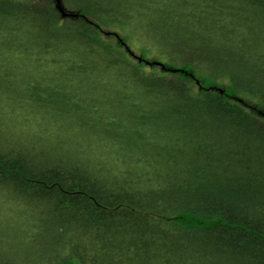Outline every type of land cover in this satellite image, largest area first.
I'll list each match as a JSON object with an SVG mask.
<instances>
[{
    "label": "trees",
    "instance_id": "trees-1",
    "mask_svg": "<svg viewBox=\"0 0 264 264\" xmlns=\"http://www.w3.org/2000/svg\"><path fill=\"white\" fill-rule=\"evenodd\" d=\"M70 31L85 42L73 66L97 53V78L82 101L60 95L75 129L37 138L17 112L33 99L45 112L50 87L27 93L38 77L9 62L43 64ZM197 74L264 103V0H0V126L18 131L0 129V205L18 218L10 235L45 230L0 249V264H264V118ZM100 132L104 148L84 146Z\"/></svg>",
    "mask_w": 264,
    "mask_h": 264
},
{
    "label": "bare ground",
    "instance_id": "bare-ground-1",
    "mask_svg": "<svg viewBox=\"0 0 264 264\" xmlns=\"http://www.w3.org/2000/svg\"><path fill=\"white\" fill-rule=\"evenodd\" d=\"M187 12L189 13L188 9H186ZM83 37L80 36V34H73V31L68 32V36L66 40H63V44H61V46L58 48V42H55V44L52 43H47L45 45V48L43 49V57L42 59H44L46 64L51 65V69H54L56 76H61L63 75V77L66 79L67 83L65 86V89L63 90L61 88L58 89L57 85H53L52 86V90H51V95L53 98L51 100H49L45 106H46V111L45 113L49 114L51 118H56L59 115H64L66 114L67 118H68V114L69 113H73V97L77 100V101H82L87 95V98L91 95V91L93 90L92 88H90L92 86V84H94L95 81V65L98 62V57H97V53H93L91 54H85L87 51L82 52L81 56H85L84 61H82L81 66L79 67H75L73 66V54L76 53L75 50L82 48H85V42L82 40ZM59 50H58V49ZM75 49V50H74ZM14 54V53H13ZM15 56V55H14ZM15 59H20L17 56L14 57ZM23 59V58H21ZM31 58L28 57L23 61H10L9 62V66L14 69V71H16L18 73V77L19 79H23L21 78L22 75L24 74H31L33 72V67L34 65L31 62ZM56 60V62H55ZM35 64V63H34ZM28 71H27V70ZM35 69H36V65H35ZM62 77V76H61ZM67 77L70 81L67 80ZM35 78V77H34ZM22 80V81H23ZM36 83L33 81L31 82L30 80H26L25 82V87L27 89V93L29 94H36L34 92H38L40 93V90L43 88L44 86V81H40L39 79H35ZM73 80L74 83L77 87L81 88V90L78 93H74L73 90H69V87H72L73 85ZM34 83L36 84L35 87L39 86L37 89L35 88V90H31V86L34 85ZM110 83V82H108ZM9 88V92L13 93L15 92V85L11 82V83H7L6 84ZM7 88V89H8ZM6 90V86L4 88ZM60 90V91H59ZM86 91L88 93H86ZM67 92V97L70 96L72 99H63L61 98V94ZM42 94V93H41ZM41 94H36L35 96H40ZM74 94V96H73ZM57 97V98H56ZM28 102V101H27ZM28 107L27 111H23L20 110L17 112V115L20 116L21 118L24 119L26 125H27V130L28 132L30 131L31 133H34L37 138H42L46 135H55L58 130H57V125L56 126H50L47 123H45V116L43 118V120H41L40 116L42 114H44V112H41L40 110H37L36 107L40 108L41 104L38 103V101H36L35 99L31 100V104L26 103ZM25 104V105H26ZM43 106V105H42ZM12 118H7V119H3L4 123L6 125H8L9 121ZM16 124L18 125L20 123L19 120L13 119ZM68 120V119H67ZM92 120L84 123L85 125H89V123ZM83 124V125H84ZM72 127V125H70ZM1 131L5 132L8 137L11 140H14V135L12 134L13 132L7 128H5L4 126H0ZM64 132V130H62L59 127V133ZM102 132L95 134V136L93 137H89L83 144L84 146H90L91 148H104L105 147V138L103 135H101ZM70 134H68L66 132V136H69ZM94 135V134H93ZM1 139H5V136L1 135ZM33 139V138H32ZM29 142V141H28ZM27 140L23 139L22 144L25 145H21L23 147H26V145L28 144ZM35 143H38L37 141ZM40 143V142H39ZM58 154V151L56 152ZM69 161L73 162L72 158H68ZM108 173L106 172V176L103 179H106L110 182L112 181H116L118 178V173L113 172V170H111L110 168H108ZM119 180V178H118ZM139 187V186H138ZM145 190H149L147 188L144 189ZM7 199H4L2 202L6 203V204H10L9 201H6ZM12 218H14L15 216H10ZM45 231V230H44ZM44 231L41 228H35L34 230L32 229L30 231V233H25V232H20L16 234V237H12L9 236V232L6 229H0V249L3 250H7L8 248L12 247L13 243H17V244H22V245H27L28 242L30 241V239L32 238V234H37V236H39L38 234L42 235L44 233ZM35 236V237H37ZM43 243V242H41ZM38 247L43 248L42 245H39Z\"/></svg>",
    "mask_w": 264,
    "mask_h": 264
},
{
    "label": "rangeland",
    "instance_id": "rangeland-1",
    "mask_svg": "<svg viewBox=\"0 0 264 264\" xmlns=\"http://www.w3.org/2000/svg\"><path fill=\"white\" fill-rule=\"evenodd\" d=\"M111 32L112 31H107V35L104 34V37L107 39L109 38V40H111V42L115 43L117 41V39L114 36H112ZM138 47L139 46L137 44L133 43L132 41H128L124 45V50H125V52H127V50H130L135 55L139 56L142 59H145L147 61V63H145V64L143 63V64L146 66L145 67L146 70H152L153 69L155 71H160L161 70L160 66L149 65L148 63L155 62V63H163L164 64V63H166V59L164 57L156 56V55L149 53V52H142ZM50 67H51V65L49 66L46 63H43L41 65H37L36 69H35V65L33 67L32 75L34 77H38V79L40 81L45 82L44 86H43L45 88V90H48L49 87L52 89V86L55 85V82L57 80H61L63 78L61 76H56L54 69H51ZM161 72L164 73V72H168V71H161ZM197 78H198V81L200 82V84H202L200 86L225 89L227 91V95L230 97L231 100L236 99V100L241 101L242 103H245V105H246L245 107L249 112L259 116L260 118H264V114H262L264 112V103L259 101L256 98L250 96L249 94H247L245 92H241L237 89L235 90V87L232 84H230V82L227 79H207V78H205V75H203V74H197ZM101 82L103 84L105 82L104 79ZM50 88L48 91L51 92ZM69 90H73V85H72V87H69ZM68 115H69L68 118H67L66 114L61 115L60 119H59L58 117L51 118L49 114L44 112V114H42L40 116V118H41V120H43V118L45 116V123H47L50 126H56L57 125L56 128L59 132V127L62 130L70 128V127H64L68 124L72 125V128L75 129L76 123L74 121L76 119V115L73 113H69ZM78 116L83 117L82 114H79ZM81 117H79V118H81ZM88 119L92 120L91 117H89ZM18 128L20 129V127H18ZM11 131H15V130H11ZM16 132H18V131L16 130L14 133L16 134ZM74 133L72 132V134H74ZM59 135H60V133H59ZM55 136L56 135H54V137ZM50 157H52V156H50ZM11 208H12L11 204L8 207H7L6 203L4 204V207L0 205V229H6L9 232V234H11L12 228L16 232V224L18 223L17 217H14V218L10 217V216H14V215L16 216V214L11 210ZM9 236L14 237V235H9Z\"/></svg>",
    "mask_w": 264,
    "mask_h": 264
},
{
    "label": "water",
    "instance_id": "water-1",
    "mask_svg": "<svg viewBox=\"0 0 264 264\" xmlns=\"http://www.w3.org/2000/svg\"><path fill=\"white\" fill-rule=\"evenodd\" d=\"M134 56V54H132ZM137 58V57H136ZM137 59H140L139 57Z\"/></svg>",
    "mask_w": 264,
    "mask_h": 264
}]
</instances>
